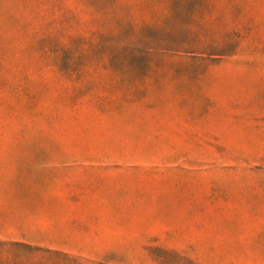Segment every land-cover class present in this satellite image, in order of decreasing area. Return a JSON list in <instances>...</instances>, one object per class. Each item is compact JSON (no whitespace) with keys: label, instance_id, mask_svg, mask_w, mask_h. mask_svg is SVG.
<instances>
[{"label":"rangeland","instance_id":"rangeland-1","mask_svg":"<svg viewBox=\"0 0 264 264\" xmlns=\"http://www.w3.org/2000/svg\"><path fill=\"white\" fill-rule=\"evenodd\" d=\"M0 263L264 264V0H0Z\"/></svg>","mask_w":264,"mask_h":264},{"label":"crops","instance_id":"crops-1","mask_svg":"<svg viewBox=\"0 0 264 264\" xmlns=\"http://www.w3.org/2000/svg\"><path fill=\"white\" fill-rule=\"evenodd\" d=\"M12 229V228H11ZM36 229H38V228H36ZM35 229V230H36ZM51 229V227L50 228H48V229H46V230H50ZM56 230H59V228H56ZM42 231V230H41ZM50 231H53V230H50Z\"/></svg>","mask_w":264,"mask_h":264},{"label":"trees","instance_id":"trees-1","mask_svg":"<svg viewBox=\"0 0 264 264\" xmlns=\"http://www.w3.org/2000/svg\"><path fill=\"white\" fill-rule=\"evenodd\" d=\"M1 264V263H0Z\"/></svg>","mask_w":264,"mask_h":264}]
</instances>
